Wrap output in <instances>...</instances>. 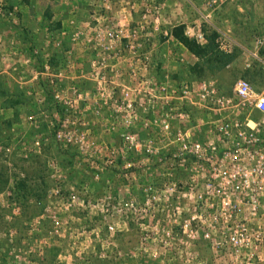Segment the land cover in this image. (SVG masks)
I'll list each match as a JSON object with an SVG mask.
<instances>
[{"label": "rangeland", "instance_id": "obj_1", "mask_svg": "<svg viewBox=\"0 0 264 264\" xmlns=\"http://www.w3.org/2000/svg\"><path fill=\"white\" fill-rule=\"evenodd\" d=\"M111 1V7L99 8L102 14L125 8L117 0ZM128 1L131 2L129 10L140 14L138 18L143 13L151 14L147 33L154 30L153 20L159 17L161 32L144 39L145 49H166L168 53L158 54L157 61L177 65L181 79L186 77L185 65L180 61L184 58L180 55L182 46L163 32H171L174 25L191 30L196 20L203 23L204 33L212 26L238 45L232 67L214 77L223 94L231 95L239 79L248 81L244 71L252 67L258 84L260 76L264 78V0H226L216 7L209 5V0H149L150 5H146V0ZM41 2H45L43 7ZM79 2L76 0L73 13L69 15V12L65 14L63 1V14L61 11L58 22V16L52 20L53 11L45 0H0V27L11 23V31L22 34L21 40L28 41L27 47L32 49L30 57L40 60L41 65H47L51 58L66 63L86 62L91 48L98 51L96 59L101 61L104 55L99 51L105 52L109 45L107 32L111 28H107L112 25L106 27L100 23V31L90 38L84 22L91 25L97 22L90 18L92 6L81 2L78 8ZM132 3H138L139 9L132 10ZM14 7L19 8L15 22L9 16ZM116 26V30L122 27ZM41 32L46 33L45 36L40 35ZM63 32L66 34L62 35ZM124 41L115 38L114 47L117 43L125 45ZM46 52L51 55L49 60ZM247 62L249 68L245 66ZM40 70L34 69L35 73ZM13 72L15 75L22 71ZM69 72L62 71L64 76ZM88 75V68L81 71V76ZM162 76L168 75L163 73ZM194 79L195 83L201 81ZM13 82L7 80V89L0 83V264H202V259L209 257L210 247L199 240V233L192 239L189 229L184 233L175 224H183L188 219L185 208L195 200L181 195L183 174L175 172L173 178L168 164H156L154 157L148 161L140 152L125 150L120 128L107 134L93 133L95 114L93 110L84 111L93 105L90 100L93 86L87 78L77 86L85 95L77 113L65 104H58L60 107L55 104L58 108H53L51 102L48 110L45 108L48 113L43 112L47 117L42 114L45 104L41 99L30 98L29 87ZM12 95L14 100L10 98ZM53 109L66 118L81 119L85 125L80 122L79 130H88V140L96 141L98 147L66 151L50 137L40 150L36 149L32 143L41 130L47 135L52 132ZM106 111L109 113L107 108L102 112ZM32 113L37 121L34 125L29 119ZM105 135L114 143L109 149L102 143L107 141ZM105 143L108 145V141ZM111 156L115 162L108 165ZM98 172L100 176L96 178ZM179 200L182 201L181 213L175 217L173 206ZM191 211L196 215L193 209ZM186 255L190 257L189 262L183 258Z\"/></svg>", "mask_w": 264, "mask_h": 264}, {"label": "built area", "instance_id": "obj_2", "mask_svg": "<svg viewBox=\"0 0 264 264\" xmlns=\"http://www.w3.org/2000/svg\"><path fill=\"white\" fill-rule=\"evenodd\" d=\"M225 1L209 0L208 4L216 7ZM18 11L14 7L9 16L17 19ZM150 16L144 13L130 33L123 27L108 32L109 45L101 61L93 62L92 72L96 90L103 98L84 111L93 110L99 117L107 108L112 119L107 132L120 128L125 150L140 152L148 161L154 157L156 164H168L173 178L175 172L183 174L181 195L195 200L185 208L188 219L175 224L184 233L189 229L192 239L199 233V240L210 247L209 257L202 259V264H264V88L256 90L249 81L239 79L232 94L225 95L214 77L198 83L184 81L171 85L140 80L137 62L148 66L151 58L144 46V39L149 38L146 29ZM216 30L220 50L232 53L238 45L229 35ZM185 33L200 44L206 43L201 29H187ZM163 34L172 38L169 31ZM118 37L129 41L124 48L136 85L125 82L118 85L108 74L107 61ZM180 61L186 62L184 58ZM245 66L249 68L250 63ZM44 70L47 74L49 66L45 65ZM84 96L74 86L70 97L57 93L54 100L77 113ZM53 116L52 134H40L34 139L32 145L36 149L40 150L50 137L66 151L98 147L96 141L88 140V130H79L80 122L85 125L81 119L66 118L58 112ZM30 120L33 125L37 123L34 116ZM138 130L152 131L153 136L142 138ZM114 162L111 156L107 164ZM95 176L99 178V172ZM181 203L179 200L173 206L175 217L181 213ZM183 258L190 260L188 255Z\"/></svg>", "mask_w": 264, "mask_h": 264}, {"label": "crops", "instance_id": "obj_3", "mask_svg": "<svg viewBox=\"0 0 264 264\" xmlns=\"http://www.w3.org/2000/svg\"><path fill=\"white\" fill-rule=\"evenodd\" d=\"M46 1V6L49 8V10L53 13L52 20H55V18H57V21L60 22V12L62 11V9L64 8L61 4H63V1H65L66 6H65V14L69 12V15L71 14V12L73 13V7L76 0H45ZM81 2H84V4L87 6H92L91 11H90V18H92L93 21L97 22L94 25H91L90 22H84L85 27L88 29L89 31V37L91 38L92 35H94V32H98L100 30V23L105 24V26L107 25H112V27H108L107 29L111 28L108 30V32H113L114 30L118 29L116 25L122 26L128 33H130L137 25L138 22L142 21V17L144 15H141L140 18L141 20H139L140 18H138V16L140 15H136L138 11H136L135 13L131 10H129V5L131 4V2H129L128 0H117L116 2H119L120 6H124L125 8H123L122 10H115L114 12H112L111 14L109 12H104V14H102V10H100L99 8H105L106 7H111L112 6V1L111 0H80L79 3L76 4V6L78 8H80L82 6ZM146 5H150L149 0H146ZM41 6L43 7L45 5V2H41L40 3ZM114 4V2H113ZM38 5V4H37ZM137 5L139 6V4L137 3H132V10H134V7L136 8ZM84 6V5H83ZM40 7V8H42ZM68 9V10H66ZM139 7H137L136 10H138ZM78 13L80 11H77ZM77 13V14H78ZM63 14V11H62ZM109 14V16H108ZM73 15V14H72ZM136 15V16H135ZM63 16V15H62ZM66 16V15H65ZM70 17V16H69ZM138 18V19H136ZM109 19V22H107ZM159 17L156 16V19L153 20L152 24H155L154 26V30L150 31L148 33V36L151 37L153 36V34L155 33H159L161 32L160 29V25H159ZM64 21V20H63ZM13 22H15V19H13ZM150 22V21H149ZM203 23H201V20H196L195 22V26H191L193 27V29L197 30V29H201L203 28ZM106 26V27H107ZM106 27L104 28V30L106 31ZM176 27V25H174L172 28H170L171 30V40H175L176 42H178L182 47L181 50V56H183L186 60V63H184L185 68H186V77H184V79H181L178 73V67L177 65H173L172 63L169 62H159L157 61L158 59V54H160V56H164L166 55L165 53L168 51L166 49H164V51H162L160 49V47H157L156 49H145L146 52H148L150 54V61L148 66H143L140 64V62H137L138 67H140V80H145V81H156L157 83H169L170 85L173 83H183L184 81L190 82V83H195V79L194 77L191 78L190 76V68L194 67L197 63H198V58L196 56H194L188 49H186L178 40H176L174 38V36L172 35V31L173 29ZM187 27L190 28L189 23H187ZM12 26L11 23L9 24H2L0 27V79H1V85L4 86V88H9V84L7 83L8 81H14L13 84H20L22 86H27L26 88L29 87L30 92H28V94H30V98L32 99H36L38 100L39 98L41 99V102H43L45 104V106L43 107V112L48 113L45 108H49V104L52 102L53 104V108H58L60 107L58 105V107H55V100H54V96L57 93H60L62 95H67L68 97H70L72 95V88L74 86H80V84L83 82V79L88 80V82L93 86V90H92V98L90 100L91 103L95 102V101H100L103 97L97 92L96 90V78L92 77V72L94 70L93 68V62L97 61L96 56L98 51H93L95 49H89L88 55V61L86 62H81V61H77L74 60L73 62H63L61 60H57L56 58L52 60L50 53L46 52L44 53L45 55H47L48 60L49 57L51 58L49 60V63H47V65L49 66V71L47 74H44V69H45V65L46 63L41 65V61L40 60H33L30 56L32 53V49H30L29 47H27V44H29L28 41H22L21 38L23 37L21 33L16 32V31H11ZM159 29V30H158ZM149 31V30H148ZM107 32V31H106ZM107 32V33H108ZM30 33V32H28ZM46 33L41 32L40 35L45 36ZM57 34V33H56ZM66 32H63L62 35H65ZM31 37L33 36L32 34H30ZM46 36H49V34L47 33ZM58 36V35H57ZM24 37H27V35H24ZM96 37V36H95ZM150 37V38H151ZM21 40V41H20ZM125 40V39H124ZM21 42H23L22 46H21ZM129 41H124L125 45H122L121 43H117V46L114 47L111 50L110 53V57L108 59V65H109V69L110 72L108 74H110L111 78L114 79L116 81V84H122V83H128L129 85H136L137 82H135L131 75H130V67L129 65L131 64V61L129 60L127 54V49L124 48L127 43ZM145 44V43H144ZM23 47V48H21ZM28 48V49H27ZM72 50H75L74 47L71 48ZM71 50V51H72ZM160 50V51H159ZM76 51L73 52V54ZM170 52V51H169ZM68 53H70V51H68ZM100 54L104 55V52L102 51V53L99 51ZM115 54L118 55L115 56ZM155 54V55H154ZM122 55H125L124 57ZM115 56V57H114ZM94 57V58H92ZM156 57V60L154 59ZM154 59V62L153 60ZM169 59H171L169 57ZM187 64V65H186ZM233 64L227 66V68L225 70H228V67H232ZM41 66V67H39ZM85 68H88L89 70V75L88 77L85 76H81V71ZM20 70L22 72H20L19 74H15L14 75V70ZM34 69H41L40 72L35 73ZM232 69V68H231ZM63 70H70L69 74H67L66 76H64V74L62 73ZM225 70H223V72H225ZM39 71V70H38ZM60 71V72H59ZM13 72V73H12ZM165 73L166 76H162V74ZM222 73V72H220ZM245 75L247 76L246 78L248 79V81L254 85L255 88H257L258 90H261L264 88V78H262L260 76V83L258 84L255 80V78H257L256 73L253 72V67L250 71L245 70L244 71ZM23 74V75H22ZM20 80V82L17 81ZM164 80V81H163ZM201 80V79H200ZM65 88V89H64ZM39 90V91H38ZM9 98V96H7ZM1 98V97H0ZM11 100L15 99V96H10ZM15 107V105H14ZM16 108V107H15ZM159 108H161L160 102H158V110ZM51 111V110H50ZM52 111H54L52 113V115L55 112H58L60 114L59 111H56V109H53ZM51 111V112H52ZM43 116V115H42ZM94 120L92 119L93 122V128L92 131L95 135L97 134H107V129L106 126H112V119L109 117L110 113L106 112H102V114L98 117L96 115H94ZM33 117V113L29 115V119ZM198 118V117H197ZM52 119V117H51ZM48 122V120H47ZM101 126L104 127V129H101ZM50 129V128H49ZM42 133H46L43 130H41ZM41 133V134H42ZM48 134V133H47ZM49 134H52L49 133ZM138 134H140V136L142 138H146L147 136L151 135L153 136V132L152 131H141L138 130ZM105 140L108 141V145L109 147H113V140L112 138L108 137L107 135H105ZM105 141V142H107ZM105 142H102L104 145H107ZM107 145V146H108Z\"/></svg>", "mask_w": 264, "mask_h": 264}, {"label": "trees", "instance_id": "obj_4", "mask_svg": "<svg viewBox=\"0 0 264 264\" xmlns=\"http://www.w3.org/2000/svg\"><path fill=\"white\" fill-rule=\"evenodd\" d=\"M172 35L198 58V63L190 68L191 78L195 77L204 80L216 77L219 72L225 70L227 66L233 64L237 59L238 49L235 48L232 53L220 50L216 43L219 33L212 26H209L208 32L205 33L206 43L204 44H200L195 39L187 37L184 26L175 27Z\"/></svg>", "mask_w": 264, "mask_h": 264}]
</instances>
